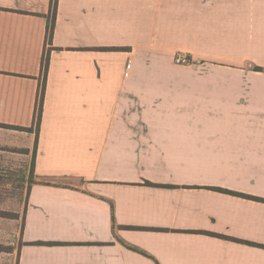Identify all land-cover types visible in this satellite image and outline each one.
<instances>
[{
    "label": "crops",
    "instance_id": "obj_1",
    "mask_svg": "<svg viewBox=\"0 0 264 264\" xmlns=\"http://www.w3.org/2000/svg\"><path fill=\"white\" fill-rule=\"evenodd\" d=\"M50 1L0 0L14 264H264V0Z\"/></svg>",
    "mask_w": 264,
    "mask_h": 264
},
{
    "label": "trees",
    "instance_id": "obj_2",
    "mask_svg": "<svg viewBox=\"0 0 264 264\" xmlns=\"http://www.w3.org/2000/svg\"><path fill=\"white\" fill-rule=\"evenodd\" d=\"M56 5H57V0H51L50 1V13L49 15L47 16V29H46V40L48 43H50L51 41V37H52V34H53V30H54V25H55V12H56ZM103 49H107V50H121L122 47H104ZM47 64H48V54L44 57V69L47 68ZM256 69H260V67H255ZM42 102L39 104V107H38V112H37V115H38V121H39V118H40V112H41V105ZM150 184V183H148ZM220 190H225V189H220ZM241 196H248V195H245V194H242V193H237ZM252 198H255V197H252ZM113 227H114V224H113Z\"/></svg>",
    "mask_w": 264,
    "mask_h": 264
},
{
    "label": "rangeland",
    "instance_id": "obj_3",
    "mask_svg": "<svg viewBox=\"0 0 264 264\" xmlns=\"http://www.w3.org/2000/svg\"><path fill=\"white\" fill-rule=\"evenodd\" d=\"M197 62V60H192L189 57V62L187 64L184 65H193L195 66L196 70L202 69V67L197 66V64H195ZM4 202H7V200H3ZM17 202V198H15L14 196L10 198V203H16ZM9 212V211H7ZM3 212L1 211L0 214L2 215H10L12 212ZM9 248H11V246L9 247V245L5 244V243H0V264H14V255L13 254H8V250Z\"/></svg>",
    "mask_w": 264,
    "mask_h": 264
},
{
    "label": "built area",
    "instance_id": "obj_4",
    "mask_svg": "<svg viewBox=\"0 0 264 264\" xmlns=\"http://www.w3.org/2000/svg\"><path fill=\"white\" fill-rule=\"evenodd\" d=\"M174 62L176 64L184 65L189 62V57L186 54L179 53L174 56Z\"/></svg>",
    "mask_w": 264,
    "mask_h": 264
}]
</instances>
